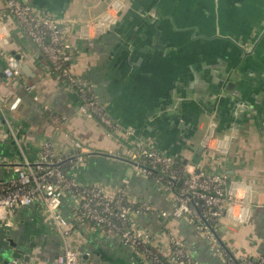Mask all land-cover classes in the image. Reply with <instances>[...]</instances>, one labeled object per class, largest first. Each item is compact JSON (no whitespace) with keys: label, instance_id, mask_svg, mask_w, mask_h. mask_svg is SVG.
<instances>
[{"label":"crops","instance_id":"obj_1","mask_svg":"<svg viewBox=\"0 0 264 264\" xmlns=\"http://www.w3.org/2000/svg\"><path fill=\"white\" fill-rule=\"evenodd\" d=\"M23 1L39 17L82 22L109 2ZM122 1L119 20L102 34L81 39L78 24L71 32L72 73L93 84L98 101L114 120L112 128L77 114L76 88L53 69L0 0V38L8 34L4 48L30 68L18 81L8 79L0 57V125L6 133L0 130V177L10 176L22 163L17 140L31 160L40 156L45 140L62 156L76 151L74 141H79L85 161L72 172L83 183L97 182L108 193L123 195L132 205L150 204L152 210L137 221L151 235L156 251L166 253L172 231L200 264H227L188 217L159 215V210L173 206L174 194L136 174L128 153L143 140L177 162L226 173L228 188L240 202L236 211L250 212V219L222 216L216 223L218 234L234 255L264 253V0ZM227 73L229 87L219 88ZM30 84L36 85L33 93L27 90ZM52 112L68 117L59 132ZM173 114L175 120H170ZM211 122L220 140L205 145ZM74 205L73 199L64 198L56 220L41 204L11 209L0 221V263L13 258L12 244L17 243L29 256L28 261L19 259L20 264L52 262L66 247L90 251L96 264H148L116 231L78 222Z\"/></svg>","mask_w":264,"mask_h":264},{"label":"built area","instance_id":"obj_2","mask_svg":"<svg viewBox=\"0 0 264 264\" xmlns=\"http://www.w3.org/2000/svg\"><path fill=\"white\" fill-rule=\"evenodd\" d=\"M4 3L9 13L18 20L38 49L48 58L53 69L62 74L70 86L76 88L80 98L77 114L87 120L96 119L105 126L115 128L114 120L105 106L98 101L93 84L72 73L71 32L78 24V35L81 39L102 34L109 25L119 20L124 7L123 1L109 0L102 12L83 22L77 18L49 15L39 17L32 5L23 0H4ZM7 35L0 38V57L5 61L3 73L6 78L18 81L23 72L22 61L4 48L8 44ZM35 88V84L27 86L31 93ZM34 99L38 100V95H34ZM3 109L0 104V110L4 113ZM51 116L55 131L59 132L68 117L56 112H52ZM6 122L11 135L17 140L7 119ZM127 133L131 134L130 131ZM211 139L217 142L220 140L215 134L212 122L204 136V144L207 145ZM17 145L22 163L14 166V172L10 176L0 177V221L15 207L35 204L43 205L55 219L63 199L68 197L75 202L74 218L78 222H88L100 229L116 231L126 245L146 256L148 264H200L185 242L172 231L167 236L166 253L161 254L150 245L151 235L144 231L137 221V216L152 210L150 204L132 205L123 195H112L97 182L83 183L78 179L71 168L84 164V148L81 142L74 141L76 151L62 156L56 154L50 140H45L40 156L34 160L27 156L18 140ZM128 155L136 174L151 178L160 188L174 194L173 206L159 210V215L163 218L188 217L195 230L204 236L207 243L213 246L227 264H264V253L255 256L234 255L226 248L218 234L216 223L222 216L241 222L250 219V212L242 214L241 211H236L240 202L236 199L234 189L228 188L226 173L196 169L190 162L178 165L174 156L154 149L143 140H137ZM60 231L64 236L70 234L69 230ZM0 264H20V260L11 258ZM37 264L96 262L90 251L80 252L78 249L66 247L54 261Z\"/></svg>","mask_w":264,"mask_h":264},{"label":"water","instance_id":"obj_3","mask_svg":"<svg viewBox=\"0 0 264 264\" xmlns=\"http://www.w3.org/2000/svg\"><path fill=\"white\" fill-rule=\"evenodd\" d=\"M152 45L153 44H151V47H149V46H147V44H146V46L148 47V48H152ZM18 58H21L20 56H18ZM22 70L23 71H29L30 70V68H29V66H28V64H23V66H22ZM230 76L228 75V73L225 75L224 74V76H222L221 78H220V86H219V88H224L225 89V87H226V85H227V87H229V85H230V82H229V78ZM217 85H218V83H217ZM209 94V93H208ZM210 95V94H209ZM169 119L170 120H172V119H174L175 120V115L173 114V115H171V117H169ZM20 152V151H19ZM180 183H181V181H180ZM12 246L14 247V248H16L13 252H12V257L13 258H16V259H21L22 257H24V259H26L27 261H28V255L26 256V255H24L23 254V252L21 251V250H19V248H18V245H17V243H15V244H12Z\"/></svg>","mask_w":264,"mask_h":264},{"label":"rangeland","instance_id":"obj_4","mask_svg":"<svg viewBox=\"0 0 264 264\" xmlns=\"http://www.w3.org/2000/svg\"><path fill=\"white\" fill-rule=\"evenodd\" d=\"M73 71V70H72ZM74 72V71H73ZM2 127H4L3 125L1 126L0 125V130H1V132L4 134V136L6 137V133H5V131H4V128H2ZM129 141V140H128ZM123 150H125V154L128 152V146L127 147H125ZM122 150V151H123ZM121 151V152H122ZM1 157H0V159H1V161L3 162V156L2 155H0ZM1 246H0V248L2 249V245H4V244H0ZM2 251H3V249H2ZM11 258V257H10Z\"/></svg>","mask_w":264,"mask_h":264},{"label":"trees","instance_id":"obj_5","mask_svg":"<svg viewBox=\"0 0 264 264\" xmlns=\"http://www.w3.org/2000/svg\"><path fill=\"white\" fill-rule=\"evenodd\" d=\"M183 163L182 162H178V165H182Z\"/></svg>","mask_w":264,"mask_h":264}]
</instances>
